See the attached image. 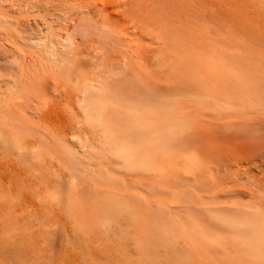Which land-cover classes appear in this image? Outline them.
Returning <instances> with one entry per match:
<instances>
[{
  "label": "rangeland",
  "instance_id": "374dc122",
  "mask_svg": "<svg viewBox=\"0 0 264 264\" xmlns=\"http://www.w3.org/2000/svg\"><path fill=\"white\" fill-rule=\"evenodd\" d=\"M96 1L101 3V0ZM104 1L110 6L109 11L117 8L119 3L118 0ZM120 1L126 5L136 3L141 9V22L131 24L123 20L117 25L130 24L118 29L117 33L115 30L107 31L109 27L104 26L94 12H90L92 9L84 8L87 0H0V106H14V103L19 102L15 98L16 91L28 78L25 75L35 70L49 74L47 65L53 57L67 66L79 64L86 75L99 76L127 91L137 87L145 94L155 93L159 103L180 106V113L184 116L180 121L184 122L185 129L180 133L178 144L183 151L191 145H197L202 150L207 166L202 174L209 173V170L212 174H205L206 181L204 178L201 180L204 184L199 182L200 179L190 176L192 179L181 180V183L178 180L179 184L171 183L175 190L170 188V184H167L168 187L160 185L166 189L161 195L168 200L169 205L164 206L157 201L154 204L156 209L154 206L149 209L148 206L142 210L144 213L151 211L152 217L163 224L160 225V232L153 234L154 246L143 244V255H136L138 257L135 258L125 254L121 248L126 238L124 233L109 244L102 240L98 242L96 238L92 241L93 238L75 236L73 233L77 228H74V221L66 214L68 183L48 173L47 166L34 156L18 155L0 142V264H132V259L135 264H161L164 259L174 263L173 258L178 255L175 251L176 240L181 237L172 231L173 223L192 228L193 223L190 221L195 219L209 233L220 237V247L210 246L215 261L224 260L225 264L234 256H241L244 264H251L244 253L247 236L236 233L241 231L232 235L231 230L221 226L220 222L214 223V219L212 224L211 217L205 211L210 207L213 208L211 211L216 209L215 212L219 211L222 215L224 210L228 215L232 212L236 216L241 212L237 216L253 214L264 218V30H251L243 22L241 24L238 21L239 25L237 21H231L220 9L223 2L207 0L206 6L201 9L190 10L191 23L182 20V30H175L178 35L173 33L174 30L172 32L175 37L168 32L174 27L166 25L158 29L156 26L164 12L163 0ZM210 3L213 5L210 6ZM166 10L171 13H167L169 18L177 24L178 19L172 15L175 12ZM145 18L150 21L148 27L145 26ZM211 19L216 21L211 22ZM172 35L173 38L169 37ZM164 36L169 38L165 39ZM179 36L185 37L183 43ZM193 37L195 40L191 39ZM187 39L191 41L187 42ZM184 42L187 48L183 47L186 44ZM168 46L175 48L170 51ZM33 58L36 61L34 68ZM180 79L184 81L180 82ZM55 82V77L49 76L50 96L54 88L51 84ZM186 83L189 86L186 87ZM192 85L196 87L195 90H189L193 88ZM6 89L11 91L7 92ZM81 142H85L84 137ZM8 159L18 165L20 175L3 165ZM229 179L234 180L235 184ZM86 188L87 192L94 190L89 182L84 185V191ZM245 189L253 192L249 193ZM167 191L172 194L169 193V196ZM204 206L208 208L201 212ZM179 207L188 212L184 214ZM188 213L192 220H186L190 218ZM94 228L101 232L108 229V224L99 221ZM233 238L236 242H232ZM238 243L241 248L236 245ZM105 245L109 247L107 256L99 252ZM217 246L221 249L217 250ZM224 250L233 254V258H229L231 255L228 253L227 257L224 256ZM185 251L181 249L182 255Z\"/></svg>",
  "mask_w": 264,
  "mask_h": 264
},
{
  "label": "bare ground",
  "instance_id": "6f19581e",
  "mask_svg": "<svg viewBox=\"0 0 264 264\" xmlns=\"http://www.w3.org/2000/svg\"><path fill=\"white\" fill-rule=\"evenodd\" d=\"M181 1H161L164 12L156 23L158 29L166 25L174 27H171L172 31L169 29L171 32L168 30L169 35L173 30V33H176L177 30H182L180 27L183 23L182 20L186 19V22L191 23L189 18L190 10L201 9L204 5L206 6L205 3L207 2V0ZM105 2L104 0H101V3L96 0H87L84 8L92 9L90 12H94L96 17H98L97 19L102 21L104 26L110 28L108 30L109 28L105 27L107 31L115 30L117 32L118 29L127 26L131 22V24L141 22L139 18L141 9L136 3L126 5L118 0L117 8L114 7L112 11H109L110 6L108 7ZM143 2L145 3V1ZM220 2H223V5L221 6L222 8H219L231 21H240L241 24L243 22L247 24L246 26L249 25L251 30H264V0H220ZM113 5L115 4L111 6ZM212 5L210 3V6ZM166 8L175 12L172 15L178 19L177 24L169 18L167 13H171ZM153 11L155 10L153 9ZM123 20L130 23L126 22L123 26L117 25ZM146 20L145 26L150 25V21ZM213 21L216 20L213 19ZM213 21L211 19V22ZM138 32H140L139 29ZM190 32L192 31L190 30ZM146 33L147 30L144 34ZM176 34L178 35V32ZM173 35L169 37L173 38ZM174 36L177 37L176 35ZM109 37L111 38V36ZM167 37L164 36L165 39ZM103 39L105 38L103 37ZM184 39L182 38L180 42ZM191 39L195 40L194 37ZM186 41L189 42L191 40L187 39ZM186 45L187 43L183 47L187 48ZM168 47L166 48L168 49ZM173 47H170V51L174 50L175 47ZM171 48L173 49L171 50ZM179 53L182 55V52ZM167 55L169 57L168 53ZM46 59L48 60V58ZM35 62L33 58L32 66ZM49 63V65L46 64L49 74H42V71L38 70L30 74L27 72L29 76L24 74L28 78L23 80L17 91L15 90V98L19 102L14 103V106L10 105L12 107L9 105L6 107L0 106V142L10 151H16L18 155L30 154L34 156L37 161L43 162L47 166L48 173L55 174L59 180L68 183L66 214L74 221V228H77L73 233L75 236L84 239L93 238L92 241H95L94 238H96L98 242L102 240L104 243L109 244L112 240H118V235L124 233L126 238L121 248L125 254L137 258L143 255V244L149 247L154 246L155 239L153 234L159 233L160 225L163 224L152 217L151 211L147 210L148 213H144L143 207L148 208L149 206V209H151V206H154L157 201H160L164 206L169 205L168 200L161 195V192H165L166 189L164 190L160 185L164 187L170 184L171 186L173 182L179 184L181 180L190 178V176L193 179H200L199 182L201 183L202 178L206 177V173L203 175L202 171L207 167L202 150L197 145H191L189 149L183 151L178 144L180 133L185 129L183 126L184 122L180 121V119L184 118L180 113V106L159 103L155 98V93L149 92V94H145L137 87L127 91L99 76L86 75L79 67V64L67 66L68 64H63L61 60L57 61L56 57H53ZM36 64L38 65L39 63ZM155 69L157 70V67ZM49 76H53L56 79V82L51 84L54 85L52 96H50L48 91ZM181 81L184 80L180 79ZM187 84L184 85L187 87L189 86ZM51 85L50 87H52ZM194 87H190L189 90L194 89ZM8 90L11 91V89ZM201 94L203 95V93ZM195 97L198 96L196 95ZM9 101L11 102V100ZM10 104L13 103L11 102ZM82 137L85 138V142L80 143ZM234 161L238 162L237 160ZM3 165L9 167L10 171L13 170L18 175L21 174V170L14 161L8 159ZM221 165H225V163ZM209 173L206 175L208 176ZM231 175L229 178H231ZM232 179L229 180L234 182ZM203 180L206 181V178ZM2 181H5V178H2ZM87 182L92 183L94 187L92 192H87V188L84 191L83 188ZM202 183L204 184V182ZM227 183L225 184L227 185ZM250 191L248 192L250 193ZM169 193L167 191L166 194L170 196L172 192ZM253 194H255V191ZM196 201L198 202L199 200ZM175 207L177 208V206ZM227 207L228 205H226V209ZM234 207L237 208V206ZM207 208L205 206L202 207L201 212ZM209 208L205 211V214L208 213L207 215L211 217L212 224L220 222L222 225L220 223L218 225H224L223 227L228 231L231 230L232 235L236 231H241L236 233L247 236L244 253L250 259L251 264H264V218H258L253 214H244L240 217L237 216L239 213L234 216V213L231 214V209L229 210L231 212L230 215L224 210L222 215L218 213L219 211L215 212L216 209L211 211L213 208ZM262 208L264 210V207ZM181 210L183 209L181 208ZM232 210L234 209L232 208ZM179 212L182 211L179 210ZM176 214L178 213L176 212ZM193 214L192 212L191 215ZM240 214L242 213L240 212ZM187 215L190 216V213ZM58 218H60L59 215ZM188 218H186L188 221L193 219L191 216ZM99 221L108 224V229L105 228L101 232H99L100 230L98 232L95 231L94 227L98 225ZM191 222L194 224H192V228L185 224L180 227L178 222L173 223L172 231L178 237H181V239L177 238L176 240L177 248L175 251L178 255L173 258L174 263L164 259L161 264H224V260L220 259L221 262H218L219 260L215 261L216 259L210 249V246L212 248H216V245L221 246L220 237L209 233L199 224L197 219ZM232 242H236L235 239ZM213 245L215 246L213 247ZM229 245L233 246L230 242ZM236 245L240 247L241 244L239 245L238 243ZM236 245L235 247H237ZM218 246L217 250L221 249ZM181 249H186L183 255ZM99 252L107 256L109 247L105 245L100 248ZM226 253L228 252L225 251V255L224 253L222 255L226 256ZM228 254L231 255L229 258H233V254ZM226 257L224 259L227 261ZM238 262L240 264L241 262L245 263L241 256L239 258L234 256L233 259H230L227 263L225 262V264H237ZM133 263L135 264V261L132 259Z\"/></svg>",
  "mask_w": 264,
  "mask_h": 264
}]
</instances>
